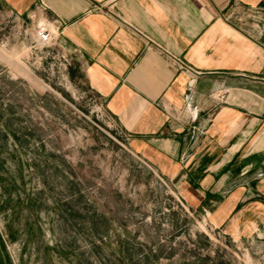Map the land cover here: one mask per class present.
Listing matches in <instances>:
<instances>
[{
    "label": "crops",
    "instance_id": "0c3cea01",
    "mask_svg": "<svg viewBox=\"0 0 264 264\" xmlns=\"http://www.w3.org/2000/svg\"><path fill=\"white\" fill-rule=\"evenodd\" d=\"M0 24L195 210L264 235V0H0Z\"/></svg>",
    "mask_w": 264,
    "mask_h": 264
},
{
    "label": "rangeland",
    "instance_id": "374dc122",
    "mask_svg": "<svg viewBox=\"0 0 264 264\" xmlns=\"http://www.w3.org/2000/svg\"><path fill=\"white\" fill-rule=\"evenodd\" d=\"M18 31L0 24V264H264V235L195 210L159 156L33 71Z\"/></svg>",
    "mask_w": 264,
    "mask_h": 264
},
{
    "label": "built area",
    "instance_id": "2783aa9c",
    "mask_svg": "<svg viewBox=\"0 0 264 264\" xmlns=\"http://www.w3.org/2000/svg\"><path fill=\"white\" fill-rule=\"evenodd\" d=\"M36 48H47L55 45L59 33L49 21H43L35 25Z\"/></svg>",
    "mask_w": 264,
    "mask_h": 264
}]
</instances>
